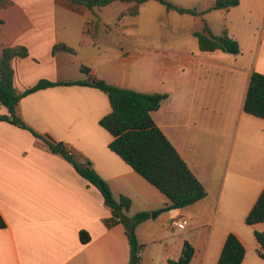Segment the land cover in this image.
Listing matches in <instances>:
<instances>
[{"label": "crops", "instance_id": "crops-1", "mask_svg": "<svg viewBox=\"0 0 264 264\" xmlns=\"http://www.w3.org/2000/svg\"><path fill=\"white\" fill-rule=\"evenodd\" d=\"M149 1L137 4L117 0L90 9L72 0H6L0 8V52L7 46H26L28 50L27 56L13 60L18 92L44 78L88 82L103 79L111 84L103 66H86L75 56L81 46L96 47L101 28L107 27L100 16L103 9L117 7L116 23L126 35L139 26L141 7ZM169 1L194 10L181 14L191 15L195 23L202 22V28L207 23L216 35L225 28L239 42L241 51L232 54L198 48L192 52H161L153 45H136L115 55L116 70L136 65L139 71L136 78H120L118 86L131 84L130 88L141 92L167 94L159 109L152 112L153 119L207 190V195L191 207L170 209V230L149 239L160 243L157 253H147L148 244L142 243L140 264H170V259L182 255L185 240L195 248L189 264H217L230 232L245 246L242 264H264L254 235L255 230H264V222H245L264 188V166L259 161L253 166L233 164L236 150L241 154L255 139L264 142V119L243 108L252 73H264V0H239L235 6L220 9L212 8L217 0ZM171 11L176 10L167 9L166 15ZM217 15L221 20L213 25V16ZM59 42L73 47L75 56L63 50L53 52ZM111 57L105 54L99 58ZM110 110L107 94L91 84L39 89L23 96L17 105L18 115L30 127L51 141L64 142L80 162L91 161L116 198L122 194L130 197L128 215L140 211L151 214L147 222L137 226V233L146 223L160 229L157 218L170 200L111 150L113 136L100 124L101 117ZM7 113L0 104V115ZM232 128L235 137L226 162ZM157 210L159 213L153 217ZM0 213L7 223L0 228V264L130 262L126 228L123 223L111 227L105 224L112 210L99 188L29 129L5 120H0ZM208 213L213 216L211 220L205 219ZM192 217L198 228L211 227L207 243L191 235L188 226ZM181 218L188 220L185 227L172 225L173 220ZM81 230L90 235L86 243L81 241Z\"/></svg>", "mask_w": 264, "mask_h": 264}, {"label": "trees", "instance_id": "trees-1", "mask_svg": "<svg viewBox=\"0 0 264 264\" xmlns=\"http://www.w3.org/2000/svg\"><path fill=\"white\" fill-rule=\"evenodd\" d=\"M72 1L94 9L117 0ZM121 1H134L137 4H142L149 0ZM157 1L169 10H176L180 13H195L194 10L183 8L169 0ZM238 3L239 0H217L212 8H229ZM5 4L6 0H0V8L4 7ZM195 35L198 37L199 47L202 51L221 49L232 54H238L241 51L239 42L232 38L226 29L222 34L216 35L208 24L204 23L203 30L195 32ZM59 50L70 53L76 52L73 47L64 42H59L53 46V52ZM27 55L26 46H7L1 49L0 104L7 108L8 113L1 114L0 120L29 129L36 137L45 141L51 151L65 157L84 178L99 188L105 204L112 210V216L104 220L105 224L111 227L116 223H123L131 245L129 264H140V248L143 245L140 246L135 230L139 223L149 219L151 214L147 211H140L132 216L128 215L127 212L132 203L130 197L122 194L116 198L108 182L93 168L91 161L80 162L73 156V153L69 152L64 142L51 141L30 127L18 115L17 105L21 98L29 93L60 84H91L101 89L107 94L111 104V110L100 119V124L113 136L109 147L168 197L170 203L164 209H178L203 199L207 195V190L153 119L152 112L159 109L167 94L141 92L107 83L103 79L88 82L81 80L51 81L45 78L40 79L37 84L20 93L15 86L13 60L15 57ZM243 108L246 113L264 119V73L259 71L252 73ZM245 222L248 225L264 222V188L247 214ZM6 225L5 219L0 213V228H4ZM254 235L260 244L259 255L264 258V230H255ZM80 238L83 243H86L90 240V235L87 231L81 230ZM194 253V246L185 240L182 255L177 260L170 259L169 263L189 264ZM245 253L246 249L241 240L235 233L230 232L224 242L217 264H242Z\"/></svg>", "mask_w": 264, "mask_h": 264}, {"label": "rangeland", "instance_id": "rangeland-1", "mask_svg": "<svg viewBox=\"0 0 264 264\" xmlns=\"http://www.w3.org/2000/svg\"><path fill=\"white\" fill-rule=\"evenodd\" d=\"M166 12L167 9L162 3L156 0H150L149 3H146L141 7L140 16L137 19L139 26L134 27V32L124 35L121 32V27L116 23L117 7L114 6L110 9H103V11H101L102 15L100 16L104 19V21H106L107 27L101 28L99 41L95 43L96 47L89 45L81 46L80 53L76 56L74 53L72 55L77 58L76 61H82V63L86 66L99 68L103 66L105 73L108 70L107 77L109 81H111V84L117 85L116 83H118L120 78H126L127 76L136 78L139 76V71L137 70L138 67H136V65L129 68L125 67L120 70L115 69V66L118 65L117 58L115 56L117 52H121L123 50L130 51L134 49L136 45H153L160 48L161 52L168 50L175 52H192L197 51L198 48L200 49L198 37L195 35V31L196 29L199 30L202 28V22L195 23L193 19L194 17L189 14L183 15L178 11H171V15L167 16ZM214 16L212 19V21H214L213 25H216L217 23L219 24L221 16L217 15L215 18ZM70 19L74 23V19ZM130 20L131 19H126V22H129ZM100 54L102 56L105 54H112V57L109 60H104L103 58H99L101 57ZM112 67L115 70H113ZM185 71L186 73L189 72L188 69ZM125 85H127L125 86L126 88L132 87L131 84H129V86L128 84ZM230 134L232 135V138L228 140L226 162L228 161L230 156L229 153L233 146L235 137L234 128L230 129ZM245 147L246 150L241 154H238L237 150L235 151L233 164L239 165L242 163H249L253 166L255 162L259 161L258 163L260 165L263 164L264 166V142H262V140L258 141L255 139L252 140L250 144L245 145ZM208 148H213V142L210 143ZM191 206L192 205L187 206L186 208ZM170 212V209H165L157 218L156 223L161 224V227H159L160 229H158L156 225L146 223V225H143L140 229V232L137 233L136 227L135 232L140 246L142 243L148 244V248L146 249L147 253L152 254L158 252V246L160 243H151L149 239H151L152 235L155 236L157 233L161 234L163 230H170ZM207 217L211 220L213 216L211 213H208L205 219ZM147 220L148 219L142 222H147ZM218 223H220V218L217 220V224ZM188 229H191V235H193L195 239L198 237L200 239H204V244L207 243L209 239V232L211 230L210 226L198 228L195 218L192 217ZM140 253L143 257L144 252L141 248Z\"/></svg>", "mask_w": 264, "mask_h": 264}, {"label": "built area", "instance_id": "built-area-1", "mask_svg": "<svg viewBox=\"0 0 264 264\" xmlns=\"http://www.w3.org/2000/svg\"><path fill=\"white\" fill-rule=\"evenodd\" d=\"M69 150V149H68ZM70 153H72L71 150H69ZM188 223V220L186 218H181L179 220H173L172 225L178 226V227H185Z\"/></svg>", "mask_w": 264, "mask_h": 264}, {"label": "water", "instance_id": "water-1", "mask_svg": "<svg viewBox=\"0 0 264 264\" xmlns=\"http://www.w3.org/2000/svg\"><path fill=\"white\" fill-rule=\"evenodd\" d=\"M48 137H49V136H48ZM49 138H50V137H49ZM158 213H159V210L154 211V212L152 213V216L155 217Z\"/></svg>", "mask_w": 264, "mask_h": 264}]
</instances>
